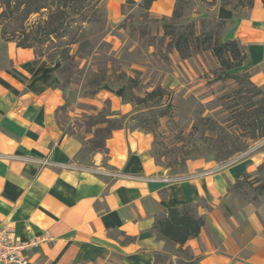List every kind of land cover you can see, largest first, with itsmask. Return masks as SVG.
Wrapping results in <instances>:
<instances>
[{
	"label": "crops",
	"instance_id": "obj_1",
	"mask_svg": "<svg viewBox=\"0 0 264 264\" xmlns=\"http://www.w3.org/2000/svg\"><path fill=\"white\" fill-rule=\"evenodd\" d=\"M127 1L104 0L110 22L123 18ZM248 1L216 0L210 14L233 22L224 39L241 42L253 82L264 86V0L252 8ZM175 6L157 0L150 14L171 18ZM0 46V230L10 224L19 240L38 242L25 252L27 264H157L164 241L153 230L156 216L189 204L206 218L184 247L199 264H264V199L242 201L229 187L257 175L262 146L230 162L190 161L172 174L152 157L150 133L120 129L91 163L79 164L81 143L57 126L61 62L36 65L33 50L1 39Z\"/></svg>",
	"mask_w": 264,
	"mask_h": 264
},
{
	"label": "rangeland",
	"instance_id": "obj_2",
	"mask_svg": "<svg viewBox=\"0 0 264 264\" xmlns=\"http://www.w3.org/2000/svg\"><path fill=\"white\" fill-rule=\"evenodd\" d=\"M212 5L189 0L179 23L188 25L196 21L198 32H202V19L215 17L210 14ZM103 9L107 15L104 30L101 32L94 27L89 31L93 54L78 59L71 72L60 75L64 103L57 111V126L65 135L81 143V151L75 159L77 163H91L99 152L93 149L91 141L99 137V130L113 129V125L150 132L152 157L172 174L183 173L190 161L230 162L251 148H264V138L249 140L243 126L225 106L233 98L225 100L222 97L232 94L237 88L236 82L232 79L211 82L221 69L211 50L195 52L190 58L182 59L177 51L168 50L170 39L164 36L162 18L151 14L146 17L137 5L125 4L121 10L123 18L112 23L104 1ZM36 18L34 16L31 21ZM0 49L5 50V47L0 46ZM247 67L252 75L249 64ZM260 87L264 91V86ZM153 91L162 92L164 98L148 100L147 95ZM142 100L145 102H140ZM162 113L166 115L158 117ZM156 116L158 122L155 124ZM104 117L115 119L117 124H94ZM203 119L210 122L205 125ZM210 123H217L235 135L239 147L243 148L244 143L247 147L229 159L223 158L219 153L222 148L215 144L220 130L212 132ZM228 149L232 151L233 144L230 143ZM244 192L248 193L247 197L243 196ZM236 194L242 201L255 195L250 188ZM263 197L264 194L261 199ZM159 240L164 241L159 254L166 261L158 264H185L184 254L169 242Z\"/></svg>",
	"mask_w": 264,
	"mask_h": 264
},
{
	"label": "trees",
	"instance_id": "obj_3",
	"mask_svg": "<svg viewBox=\"0 0 264 264\" xmlns=\"http://www.w3.org/2000/svg\"><path fill=\"white\" fill-rule=\"evenodd\" d=\"M104 0H0V39L6 43H15L18 48L33 50L35 64L46 59L50 63L60 60L59 75L71 72L77 66L78 59H86L93 54L94 44L89 35L90 28L98 27L102 32L107 24V15L103 9ZM157 0H141L140 4L133 0L126 4L137 5L149 17L150 10ZM176 6L171 18L163 17L162 29L164 36L169 38V51H177L182 59L190 58L195 52L211 50L213 56L221 66L220 71L211 82H226L234 80L237 88L230 95L222 98L230 101L225 103L227 110L235 115L238 124L243 126L249 140L257 141L264 138V91L252 81L248 73L249 57L246 48L237 39H224L227 28L232 21L209 17L202 19V32H198L196 21L188 25L179 23L184 16V10L189 0H175ZM207 2L206 0H199ZM216 0L210 2L214 4ZM224 6H232V0H221ZM247 6L252 8L254 0H249ZM235 10L237 6L233 7ZM36 16L35 21H31ZM246 62V64H245ZM160 92V91H159ZM153 91L147 95L148 100L157 97L164 98V94ZM147 100V99H146ZM140 102H145L142 100ZM165 113L158 117L165 116ZM156 120L154 123L158 122ZM230 119V118H229ZM205 125L209 119H203ZM111 123L117 124L115 119H97L95 125ZM210 130H220L215 144L221 149L220 155L229 159L233 154L241 152L243 148L237 144L239 139L231 135L224 127L217 123H210ZM113 129H101L99 137L91 141L93 149L105 151L107 141L112 130L120 127L113 125ZM152 132V131H151ZM101 133H104L103 135ZM150 133V132H149ZM101 134V135H100ZM205 135L201 134V138ZM234 149L230 151L229 144ZM228 150V151H227ZM218 154V151H217ZM219 156V155H218ZM155 160L157 161L156 157ZM230 190L240 193L250 188L255 193L248 201L260 203L264 194V162L258 168L257 175L245 173L242 179L229 184ZM244 197L248 193H243ZM264 199V197H263ZM206 225L205 216L198 214V204L162 210L155 218L153 230L162 240L173 246H178V252L185 255V264H199L191 251L184 249L187 242L197 238ZM166 259L156 254V262Z\"/></svg>",
	"mask_w": 264,
	"mask_h": 264
},
{
	"label": "built area",
	"instance_id": "obj_4",
	"mask_svg": "<svg viewBox=\"0 0 264 264\" xmlns=\"http://www.w3.org/2000/svg\"><path fill=\"white\" fill-rule=\"evenodd\" d=\"M38 242H24L17 238L15 228L7 224L0 230V264H27L25 252Z\"/></svg>",
	"mask_w": 264,
	"mask_h": 264
}]
</instances>
